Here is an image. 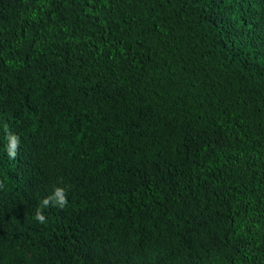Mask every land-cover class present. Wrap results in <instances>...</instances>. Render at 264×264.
<instances>
[{"label": "trees", "instance_id": "trees-1", "mask_svg": "<svg viewBox=\"0 0 264 264\" xmlns=\"http://www.w3.org/2000/svg\"><path fill=\"white\" fill-rule=\"evenodd\" d=\"M0 264H264V0H0Z\"/></svg>", "mask_w": 264, "mask_h": 264}, {"label": "clouds", "instance_id": "clouds-1", "mask_svg": "<svg viewBox=\"0 0 264 264\" xmlns=\"http://www.w3.org/2000/svg\"><path fill=\"white\" fill-rule=\"evenodd\" d=\"M10 146H9V156L14 158L16 156V149L18 146V137L13 135L10 137ZM54 200L53 206H58L59 208L63 209L67 204V197L65 194V190L63 188H57L55 190V196L54 197H48L45 198L42 201V204L44 207L49 206L50 202ZM35 219L40 222L44 223L46 221V217L44 216L43 212L41 210H38L35 215Z\"/></svg>", "mask_w": 264, "mask_h": 264}]
</instances>
